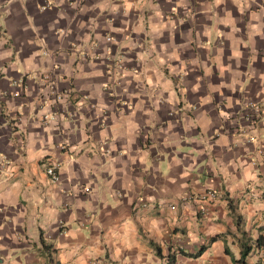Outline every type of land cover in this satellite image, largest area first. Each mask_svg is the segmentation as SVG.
<instances>
[{
	"label": "crops",
	"instance_id": "1",
	"mask_svg": "<svg viewBox=\"0 0 264 264\" xmlns=\"http://www.w3.org/2000/svg\"><path fill=\"white\" fill-rule=\"evenodd\" d=\"M248 101L264 103V0H0V157L16 170L0 264H166L170 246L204 247L174 264H231L240 232L264 228ZM208 189L202 214L187 196Z\"/></svg>",
	"mask_w": 264,
	"mask_h": 264
},
{
	"label": "built area",
	"instance_id": "2",
	"mask_svg": "<svg viewBox=\"0 0 264 264\" xmlns=\"http://www.w3.org/2000/svg\"><path fill=\"white\" fill-rule=\"evenodd\" d=\"M106 40L111 41L112 37L107 36ZM20 82L21 81H19V83ZM50 92H51V95L53 96L55 103H58L59 101H64V100L66 101L67 99L71 97V91H63V92L56 91V89H54L51 83H50ZM263 112H264V103L248 101L246 103L245 110H243L241 113V117L245 119L249 124L252 125L254 121H257L256 117ZM44 118H47V116H44ZM249 140H252V141L255 140L257 142L259 141L258 136H251L249 137ZM61 148H65V146L61 145ZM69 157L73 158L74 155L72 154ZM58 168H59L58 161H49L47 163L45 167V171L51 181H54L56 179ZM15 175H16V170L14 168L13 163L6 156H1L0 157V184L8 182L9 180L13 179ZM216 195L217 193L215 190L208 189L196 196L188 195L187 198H189L190 200H196L198 202V211L201 212L202 214H206L210 199L215 198Z\"/></svg>",
	"mask_w": 264,
	"mask_h": 264
},
{
	"label": "trees",
	"instance_id": "3",
	"mask_svg": "<svg viewBox=\"0 0 264 264\" xmlns=\"http://www.w3.org/2000/svg\"><path fill=\"white\" fill-rule=\"evenodd\" d=\"M263 233H260L256 238L252 239L246 235L244 231L240 232L241 238H239V246H240V256L238 258H234L231 256V253L228 249V247H225L226 254L231 256V264H247L246 258L247 256L254 250L258 248L264 247V228ZM216 236L212 237L211 239L214 240ZM44 244V241H42ZM46 248H49V245H45ZM156 251L159 256H162L161 248L156 246ZM174 249V250H172ZM204 247H201L195 254L190 255L189 253L183 252L182 249L173 248L172 246L169 247L168 253L165 255L166 258V264H174L175 263V256L176 253H180L182 255L186 256H198Z\"/></svg>",
	"mask_w": 264,
	"mask_h": 264
}]
</instances>
